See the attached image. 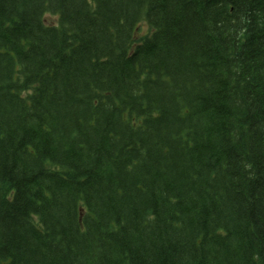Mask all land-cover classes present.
<instances>
[{
	"label": "trees",
	"instance_id": "16d2710c",
	"mask_svg": "<svg viewBox=\"0 0 264 264\" xmlns=\"http://www.w3.org/2000/svg\"><path fill=\"white\" fill-rule=\"evenodd\" d=\"M0 264H264V0H0Z\"/></svg>",
	"mask_w": 264,
	"mask_h": 264
},
{
	"label": "rangeland",
	"instance_id": "374dc122",
	"mask_svg": "<svg viewBox=\"0 0 264 264\" xmlns=\"http://www.w3.org/2000/svg\"><path fill=\"white\" fill-rule=\"evenodd\" d=\"M45 19H46V22L49 24H55L57 22V17L52 16V15H47ZM149 32H150V28L148 27V25L145 23L141 24L140 30H139L140 37L148 34Z\"/></svg>",
	"mask_w": 264,
	"mask_h": 264
}]
</instances>
